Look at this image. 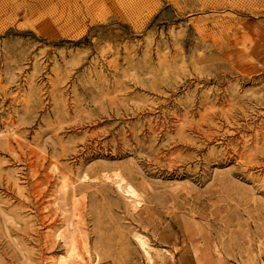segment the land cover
<instances>
[{"label":"rangeland","instance_id":"rangeland-1","mask_svg":"<svg viewBox=\"0 0 264 264\" xmlns=\"http://www.w3.org/2000/svg\"><path fill=\"white\" fill-rule=\"evenodd\" d=\"M62 173L89 264H264V0H0V264H56Z\"/></svg>","mask_w":264,"mask_h":264},{"label":"bare ground","instance_id":"bare-ground-1","mask_svg":"<svg viewBox=\"0 0 264 264\" xmlns=\"http://www.w3.org/2000/svg\"><path fill=\"white\" fill-rule=\"evenodd\" d=\"M55 169L56 165L52 164L51 170ZM110 181L132 210H137L141 206L142 197L134 185L126 181L120 174H114ZM72 188V181L69 180L66 173H62L56 186V197L53 198L52 204L54 212L58 211L62 215L64 223L54 230H52V226L46 227L50 234L58 238L64 246V251L58 256L56 264H89L88 239L84 231L83 219L73 208ZM83 259H85V263H83ZM146 264L151 263L146 259Z\"/></svg>","mask_w":264,"mask_h":264}]
</instances>
